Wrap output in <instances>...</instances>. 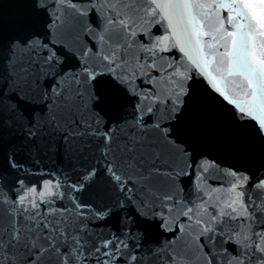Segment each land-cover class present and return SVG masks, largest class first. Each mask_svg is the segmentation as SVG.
I'll return each instance as SVG.
<instances>
[{"label": "snow or ice", "instance_id": "1", "mask_svg": "<svg viewBox=\"0 0 264 264\" xmlns=\"http://www.w3.org/2000/svg\"><path fill=\"white\" fill-rule=\"evenodd\" d=\"M15 6L0 264H264V0ZM205 143L241 163L220 168ZM60 150L75 179L28 166Z\"/></svg>", "mask_w": 264, "mask_h": 264}, {"label": "water", "instance_id": "2", "mask_svg": "<svg viewBox=\"0 0 264 264\" xmlns=\"http://www.w3.org/2000/svg\"><path fill=\"white\" fill-rule=\"evenodd\" d=\"M18 3V0H0V19L7 21H11V19L17 14L18 9L16 8V4ZM44 29L41 28V31ZM156 34H159V31L157 29H153ZM11 33L7 32L5 33V37L7 38ZM101 90L104 89V85L98 86ZM209 115L212 119H214L216 122L220 123L224 121V117L220 114L211 113L209 112ZM197 147L203 148L207 153V159L209 161H215L217 165L220 166V168H230L233 165H238L241 163V161L224 151H221L219 149H216L214 145L210 143L205 144H199ZM83 163V162H80ZM29 167H38L43 168L45 171L51 172V171H66L70 178L75 179L73 174V167L79 166V163L73 159L72 161H69L68 157L63 153L62 150L56 152L55 154L49 153L46 156H41L39 158V165H33L31 161H28ZM185 180H188L187 188L192 187L191 178L186 177ZM194 199V197H193ZM152 231V239L149 241L150 244L155 243L158 240H163L167 238V234H164L159 229H153Z\"/></svg>", "mask_w": 264, "mask_h": 264}, {"label": "clouds", "instance_id": "3", "mask_svg": "<svg viewBox=\"0 0 264 264\" xmlns=\"http://www.w3.org/2000/svg\"><path fill=\"white\" fill-rule=\"evenodd\" d=\"M42 183H45L46 184V182H42Z\"/></svg>", "mask_w": 264, "mask_h": 264}]
</instances>
